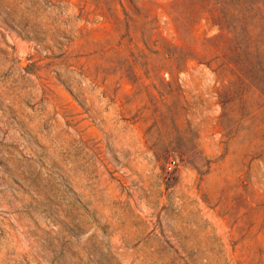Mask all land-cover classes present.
<instances>
[{
    "label": "rangeland",
    "instance_id": "374dc122",
    "mask_svg": "<svg viewBox=\"0 0 264 264\" xmlns=\"http://www.w3.org/2000/svg\"><path fill=\"white\" fill-rule=\"evenodd\" d=\"M0 264H264V0H0Z\"/></svg>",
    "mask_w": 264,
    "mask_h": 264
}]
</instances>
